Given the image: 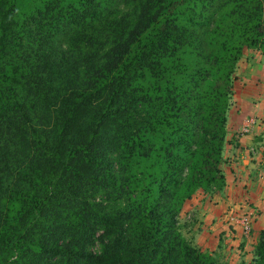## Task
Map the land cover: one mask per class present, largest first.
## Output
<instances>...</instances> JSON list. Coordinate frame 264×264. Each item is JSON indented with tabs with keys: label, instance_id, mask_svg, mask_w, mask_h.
Returning <instances> with one entry per match:
<instances>
[{
	"label": "trees",
	"instance_id": "trees-1",
	"mask_svg": "<svg viewBox=\"0 0 264 264\" xmlns=\"http://www.w3.org/2000/svg\"><path fill=\"white\" fill-rule=\"evenodd\" d=\"M245 50L264 0H0V264H223L179 216Z\"/></svg>",
	"mask_w": 264,
	"mask_h": 264
},
{
	"label": "rangeland",
	"instance_id": "rangeland-1",
	"mask_svg": "<svg viewBox=\"0 0 264 264\" xmlns=\"http://www.w3.org/2000/svg\"><path fill=\"white\" fill-rule=\"evenodd\" d=\"M253 87L257 88L255 91H259V94H254V96L252 95L248 97V92L253 89ZM245 97H248L250 101ZM246 102H249L251 106L254 105L253 107L264 105V56L258 50H245L244 56L238 63L234 74L233 96L227 121V136L224 153L226 158L225 163L222 166L225 176L226 174L231 176L232 173L236 172L235 169H233L235 167V164H233L234 160H236L235 162H241V155L236 154V151H234L236 148V142L238 141V136H243L241 130L244 125H238L240 118L243 117L244 119L249 115V117L245 119H250L251 116H256L255 114L245 115L246 113H244L243 108L245 107ZM236 125L239 126L237 130H235ZM226 186L223 190H213L209 192L212 196L209 198L211 204L218 206L222 203V197L219 196L221 192H225V195H222L223 198H229L236 192L231 189L232 187L230 189H226ZM251 207L252 205L250 203H246L245 206H240L238 204L231 205L227 210H222L220 218H214L212 220L213 223L209 226L204 223L199 224V219L196 216L191 215V212H188L185 213L184 216H179V224L185 228L184 233L187 231L185 235L188 237V240L192 245L197 244V237H195L194 234L191 235L192 229L194 228L195 234L201 236L202 242L201 245L197 244L196 248L203 252L210 253L221 263L255 264L256 246L259 242L261 233L260 235L258 234L259 232L256 231L255 224L253 228L251 220L249 231H245L244 227H242L243 223L241 224L240 222L233 220L234 218L242 219L244 217L251 216L247 213V210L251 209ZM246 208L248 209L245 211ZM253 209H255L254 206ZM182 224L188 225L185 226ZM198 224L200 225L199 227H197ZM96 249L98 248L96 247Z\"/></svg>",
	"mask_w": 264,
	"mask_h": 264
},
{
	"label": "crops",
	"instance_id": "crops-1",
	"mask_svg": "<svg viewBox=\"0 0 264 264\" xmlns=\"http://www.w3.org/2000/svg\"><path fill=\"white\" fill-rule=\"evenodd\" d=\"M255 89L257 88L253 87V89L249 90V95L247 94L248 97L259 94V91H255ZM248 97L245 98L248 99ZM246 103L243 111L246 113L245 115L255 114V117H251L257 119V125L250 134L238 136V141L236 142L234 151H236V154L241 155V162H235L236 160H234L233 164H235V167L233 169H235L236 172L232 173L231 176L226 174V189L232 187L231 189L236 192L229 198H223L222 195H225V192H221L219 196L222 197L221 200L223 201L218 206H214L209 200L212 196L209 193L199 190L192 199L185 203L180 215L184 216L185 213L191 212V215L199 219V224L204 223L209 226L213 223L212 220L217 217L220 218L222 210H227L229 206L234 204L245 206L246 203H250L252 205L251 209L247 210L248 208H246L245 211L247 210V213L252 217L247 216L245 218L251 220L253 228L255 224V229L260 235L264 229V105L253 107L254 105L251 106L249 102ZM257 116L261 117L263 120ZM247 117H249V115L245 118ZM245 118H240L238 125H244L247 120ZM235 127V130L239 128L237 125ZM224 158L226 157L224 156ZM253 206L255 209H253ZM199 224L197 227L200 226ZM181 227L184 233L185 228L183 226ZM186 233H184V235ZM193 234L197 237V244L201 245V236L195 234L194 228L192 229L191 235ZM186 238L188 239L187 236ZM197 244L194 245L197 246Z\"/></svg>",
	"mask_w": 264,
	"mask_h": 264
},
{
	"label": "built area",
	"instance_id": "built-area-1",
	"mask_svg": "<svg viewBox=\"0 0 264 264\" xmlns=\"http://www.w3.org/2000/svg\"><path fill=\"white\" fill-rule=\"evenodd\" d=\"M257 125V119L254 118V117H251L250 119H247L245 124H244V127L242 128L241 130V133L244 134V135H248L250 134L253 129L256 127ZM234 221H238L240 222L241 224L243 223V226L245 231H249V228H250V220H248V218H238V219H233Z\"/></svg>",
	"mask_w": 264,
	"mask_h": 264
}]
</instances>
